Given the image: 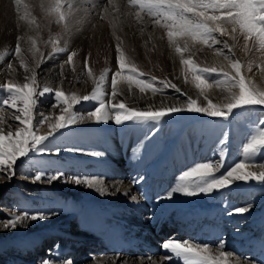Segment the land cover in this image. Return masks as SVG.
Masks as SVG:
<instances>
[{"label": "rangeland", "instance_id": "1", "mask_svg": "<svg viewBox=\"0 0 264 264\" xmlns=\"http://www.w3.org/2000/svg\"><path fill=\"white\" fill-rule=\"evenodd\" d=\"M216 35L221 41L229 39L233 43L230 44L234 45L231 53H229L227 49H223V51L226 55H230L233 59H239L243 63L244 67L242 71L246 77L249 78V74L252 71L259 73L257 65L264 67V54L256 52L255 49L257 46L253 41L248 42V49H251L248 51L245 49L244 38L239 34V32L236 34L237 39L235 41L227 36H219V34ZM202 47L214 54L212 49L204 45H202ZM214 47L222 48V44L214 45ZM198 51L199 50H194L192 56L187 52L182 54L185 59L189 57L192 59L195 58L193 60L194 63L200 67L210 66L212 63L204 61L201 56L202 54L198 53ZM58 56L59 57H57L56 61H51L45 64L43 68L46 69L55 62L60 64L63 58H66L64 53H59ZM249 64L252 65L251 72L248 71ZM37 69L39 70L40 66ZM69 69L71 70V67H69ZM115 71H118L117 65H115V68L108 73L109 81L111 74ZM139 71L143 73L145 72L144 70ZM229 71L231 70L229 69ZM179 72L180 83L177 87L181 89V93L184 92L183 90H185L186 87L200 93L199 89L195 87L193 75L187 70V67L185 66L182 68L180 64ZM151 73H157L156 77H158V79H162V75H160L157 70H152ZM152 74L145 73L139 78L151 80ZM218 78L222 79V77H217L216 74H211L208 76V81L209 83H212ZM152 83L158 89L160 88V86H157V83L159 82H157L156 79L155 81H152ZM74 84L75 86H79L80 82H73V85ZM2 85H0V95H6V93H3L2 91ZM133 86L136 89H139L135 86V84H133ZM257 86L264 87V78L261 77ZM213 87L215 89L221 88L216 86ZM207 90L208 88L205 92ZM158 94L174 97L178 96L186 100L184 93L181 95L171 88L162 89V94ZM54 103L55 101L51 98V96L46 95L45 97H41L35 116L48 114L51 110H55L57 113L60 112L59 107H52ZM95 106H97L96 101H90L89 104L86 101H81L80 104L73 106V111L78 115H82V113L93 110ZM2 112H4L6 117L9 119L10 125L15 128L18 123L11 119V116L16 114L15 110L5 106ZM262 120H264V112H262L260 106H246L234 109L233 114L227 119L212 118L201 113L182 111L166 115L159 122L137 124L127 121L121 125L115 124L113 126L114 129L111 133V137L105 130L98 126H90L86 129H82L81 131L72 130L69 126L60 130L45 141V144L42 146L44 148L43 151L31 152L28 157L21 158V160L17 161V167L15 169L16 174L11 178V180L7 179L6 173L0 172V264H42V261L44 260H48L49 264H56L61 261L71 262V264H91L93 258L100 256L101 254L112 257L114 254L104 249L105 246L110 247L111 237L108 236L107 239L96 237V235L102 236L104 233H96L92 228L96 221H100V210H103V208L100 204H96L92 200H85L82 198V192L88 187L84 184H76L75 179L95 177L106 183L109 181H120L121 185L128 184L132 188V194L134 193L142 196L139 190H143V187L139 185L144 182L146 178H148L146 181L150 183L147 185H151V187L155 189L162 188L166 182V173H173L172 175L175 177H173L171 181H174L177 177L179 179V177L187 171V169L180 171L177 166L176 168L172 167L174 170L170 171L171 164L177 165L182 163L184 159H196L199 155L188 158L187 156L192 153L191 151H193V153L196 151V154L197 151L198 153H203L206 148L205 144H201L199 147H185V149H176L177 146H175L176 150L171 148L172 152L170 153V160H172V163L167 160L159 164L158 180H156L157 174L154 175L153 170L156 169L157 163L164 158L163 156L165 153L160 155V160L157 161L156 158L154 164L150 167L151 171L149 173V170H146V167L150 162H153L154 156H152L151 151L148 150L142 158V166L140 164L138 168H122V175L117 177V173H115L117 170L115 171V168H109V166L102 165V163L97 162L96 159L90 160L86 156H82L86 152L80 145L86 144L87 141L83 139L85 136L91 137L95 135L94 137H96V141L99 143V146L96 145L97 150L101 153V155L105 157H117V160L119 156L116 153L118 152L115 151V153L112 154L106 151L109 150V147L115 146V143L117 144V141H119L122 137L129 138V144L133 142V144H130L131 149L134 152H136L135 150L137 149L136 153L138 154H142V150H144L145 147H149L150 149L152 143H157L159 140H161L160 143L162 141L164 142V149H166L169 143L174 140L173 136L181 139L185 138L188 145L191 144L190 140H196L200 143H205V140L206 144H212L215 145V147L213 154H209L208 159H206V161H202V163L218 166V171L215 172V175L219 176L226 174L227 171L235 166V164L244 160L242 155L243 145L247 142V139L255 131V129L261 126L259 122ZM130 127L133 129L131 128L129 130ZM152 127H154L159 133L152 131ZM76 135H81L82 140L76 139ZM158 135L163 136L159 137ZM142 144L145 145V147H142ZM202 146L205 148L202 149ZM72 149H78V151H72ZM127 150L129 151V148ZM183 155L185 156L183 157ZM177 156H180L179 160L182 159V162L178 161L177 163L175 161L178 158ZM139 159L140 158H132L131 161L138 160L137 162L139 163ZM249 163L264 164V154H258L256 157L251 159ZM193 164L197 165L198 163ZM39 173H43L44 176L40 181H36L35 176ZM53 174H58L59 179L49 182L47 177ZM155 181L157 183L153 185V182ZM147 182H144L145 185ZM168 187L169 185H167L166 189H168ZM146 189L151 188L147 187L145 190ZM160 192H162V190ZM185 198L188 200L189 204L186 207L199 209L200 211H208L210 210L209 208L212 209L211 205L221 203L208 200L207 194H199L191 197L185 196ZM219 198L223 199L225 204L221 211L222 221H220L219 224L223 222L222 227L225 229L231 230L233 228L232 232H241V234H239V239L242 241L255 238V240L260 241V245H263L264 247V223H257L255 225L250 224L255 220L264 219V183L248 181L241 183L235 188L231 186L223 191ZM248 206L253 210L259 209L260 212L244 217H238L235 219L238 220L236 221L237 223L235 225H231L232 220L235 221L234 218H230L234 209L238 207L248 208ZM108 209L110 210L108 213L113 211V207H109ZM25 211L30 214H45L46 220L54 216L61 218L58 233H52L50 237L40 239L38 244H36L32 240L35 232L40 228V223H30L31 220H26L23 222V225L18 224L15 229H5L3 227L4 220L9 219L14 215H23ZM223 211L226 213H223ZM177 214V211H170L165 217V223L162 224V226L166 225L165 227L167 229L169 228L168 230H170V236L175 238L174 241H189L191 243L201 245L207 244L210 248H218V246L223 243L221 242L213 246L210 242H200L199 240L203 238L194 235L189 237L185 231L181 230V225L175 224L170 226L169 224L176 219ZM141 215L143 216V214ZM104 219L103 225L112 231V235L115 234L117 236H121L123 229L137 234L138 229L136 228L137 225H135L137 222L132 220L131 217H128L126 222H119L112 216H107ZM213 220V225L218 224L216 219ZM209 222L210 221L208 219L202 220L201 227L208 225L207 223ZM207 230L208 227L205 231L208 232ZM146 236L148 235L142 236V239ZM206 236H208V234ZM159 240L162 243L165 242L163 241V238ZM159 240L153 241L150 245L154 247ZM212 242H215V240ZM107 244H109V246ZM96 249H99L97 250V254L93 253ZM140 249L144 250V248ZM154 249L155 250L150 254L151 257L164 258L165 256H170V254L160 251L158 247ZM225 250L231 252L233 258L240 260L242 263L246 262L258 264L257 262L255 263V261L252 262V252L250 251H245L246 253H243V257L235 254V245L225 247ZM126 252L127 250L122 253ZM124 255L131 259L133 264H136L138 258H144L147 256H144L139 251ZM173 259L174 258L166 261V264H180Z\"/></svg>", "mask_w": 264, "mask_h": 264}, {"label": "snow or ice", "instance_id": "2", "mask_svg": "<svg viewBox=\"0 0 264 264\" xmlns=\"http://www.w3.org/2000/svg\"><path fill=\"white\" fill-rule=\"evenodd\" d=\"M15 4L20 19L24 20L29 29L36 34L27 35L25 39L28 45L27 49L22 48L20 43L22 38L17 37L14 54L19 61L20 68L26 73L24 82L18 84L8 81L2 85V91L6 95H0V112L5 106L14 109L16 114L12 115L11 119L18 121L14 132L9 130L5 133L4 129L0 128V172L6 173L8 180H11L16 174L15 169L18 160L28 157L31 152L43 151L42 146L49 137L71 124L87 120L96 123H107L111 120L116 125H121L127 121L143 124L159 122L166 115L182 111L227 119L233 114L234 109L246 106H260L264 112V87H258L253 79L243 74V63L238 59H233L230 55H226L223 51V49H227L231 53L234 45H230L227 41H221L216 35L227 36L235 41L237 39L236 34L239 32L244 38L246 50H251L248 49V42L253 41L257 46L256 52L264 54V0H127L128 7L135 9L130 15H134L138 24L143 23V17L147 16L154 27L165 30L169 47L181 55L180 64L182 68L186 66L187 70L192 73L193 82L195 87L199 89L201 96L205 95L207 88L213 86L221 87L226 92L224 100L220 103H213L209 100L207 104H199L197 99L188 97L180 104H161L159 108L149 106L143 110L130 108L122 101L114 102L115 98L121 94L118 84L126 82L129 90L135 84L141 93L151 92L153 96L158 93L162 94V89H158L152 83L155 81V77H152L151 80L139 78L144 73L131 63L119 44L116 47L118 71L111 74L110 78L111 99H104L106 93L103 87L108 79L109 70L105 69L99 77H96L88 66L87 58H85L84 67L94 84L90 95L68 94L61 88L54 89L47 84L41 87L36 72V68L40 66L44 58V54L38 47L40 26L36 24L35 18L28 11L27 4H22V0H15ZM107 4L111 8L119 10L114 0H107ZM94 6L99 7V0ZM40 7L50 23L54 21L56 24H64L65 31H67L69 18L74 11V0H42ZM85 7L88 6L85 5ZM107 14H109V8H104L100 18L105 19ZM33 26L35 27L33 28ZM113 26L115 27L114 21ZM179 39L184 40L183 46L179 43ZM189 41L192 46L199 44L212 49L214 55L222 58L226 63L214 61L210 66L200 67L194 63L191 57L185 59L182 53L189 51ZM48 43L52 46L53 54L67 51L66 47H60L59 36L50 38ZM218 44H222L223 47L215 48L214 45ZM25 53L31 55L36 68L28 65ZM6 54L0 55V58ZM75 56H77V52H70L67 61H65L66 64L73 66V70H75L73 59ZM7 68L15 71L12 63H8ZM257 68L261 77L264 78V67L257 65ZM61 69H63V65H61ZM248 71H252L251 64L248 65ZM211 74H216L222 79L218 78L209 83L208 76ZM160 84L163 89L171 88L183 95L181 89L168 79L160 81ZM46 95L51 96L55 101L52 107H59L60 110V114L55 116L54 121L49 116H43L39 120L35 119L40 98ZM93 100L97 102V106L93 110H89L86 116L77 115L73 111V106L80 104L81 101ZM45 122H48V133L40 135L38 134V126ZM0 123H3L2 116H0ZM259 123L261 126L255 129L243 145L244 160L235 164L226 174L219 176L215 175L218 166L208 163L197 164L179 177V183L173 191L191 197L219 191L235 181L264 183V164L249 163L258 154H264V120ZM72 151H78V149H72ZM88 155L99 156L100 153L90 152ZM43 176V173H39L35 176V180L40 181ZM47 178L51 182L59 179V175L53 174ZM75 183L95 187L101 195L105 194L106 191L102 182L95 177L76 178ZM167 198L171 199L172 194L170 193ZM132 199L135 200L136 197L133 196ZM247 211L248 208L246 207L234 209V212L239 214ZM45 219V214H30L25 211L23 215H14L4 220L3 227L15 229L18 224L23 225L26 220L42 221ZM162 248L171 254L165 256V260H171L175 257L183 264H241L240 260L233 258L231 252L225 250L223 243L213 250L207 244L169 240L162 244ZM42 264H49V261L44 260ZM110 264H116V262L110 260ZM152 264L155 262L153 261Z\"/></svg>", "mask_w": 264, "mask_h": 264}, {"label": "bare ground", "instance_id": "3", "mask_svg": "<svg viewBox=\"0 0 264 264\" xmlns=\"http://www.w3.org/2000/svg\"><path fill=\"white\" fill-rule=\"evenodd\" d=\"M41 3L42 0H22V4L28 5V11L31 16L35 18L36 24L40 26L38 31V47L44 54L43 61L40 63V69L38 70L36 68L30 54L25 53V55L28 65L36 68L37 80L41 87L47 84L54 89L61 88L68 94L74 93L78 96L90 95L94 84L88 77L87 70L84 67L85 58L88 59V66L93 74L96 77H99L105 69H108L110 72L115 68L117 44H119L126 57L138 68V70H144V74H152V70H157V72L162 75V79H158V77H156L157 73H153L154 75L152 74V77H155L156 81L159 82L157 83V86H160L159 89H163L160 81L164 79H168L176 85L180 83L179 66L181 55L177 54L173 48L169 47L165 30L159 27H154L147 16L143 17V23L138 24L136 22L134 15H130V13H133L135 9H130L128 7L127 0H114V3L119 9L118 11L111 8L107 4V0H99V7L94 6L97 4V0H74V11L72 16L69 18L67 31H65L64 24H56L54 21L50 23L49 20L46 19L45 13L40 7ZM85 5L88 7H85ZM104 8H109V14L106 15L105 19H101L100 14L103 12ZM21 11H23V9H21ZM113 21L115 22V27L113 26ZM34 27L35 26H33V28ZM31 34L36 33L29 29L24 20L20 19V14L17 13L15 0H0V55L7 53L6 55H3V58H0V85L7 83L8 81L18 84H22L24 82V76L26 73L22 68H20L19 61L15 58L14 49L17 43V37L22 38L20 40L21 46L22 48L27 49L28 45L25 42V39L27 35ZM56 36H59L60 38V47L67 48L66 52H62L65 54L66 58H63L60 64L55 62L53 65L44 69L43 67L45 64L51 61H56L57 57H59V53L53 54L52 46L48 43L50 38ZM223 41L233 44L229 39H225ZM179 43L183 46L184 40L179 39ZM194 50H199L198 53L202 54V58L207 63H213L214 61L217 63H226L222 60V58L205 50L202 45L197 44L192 46L189 41V51L186 52L190 53L192 56ZM73 51L77 52V56L73 58L75 70H73V66L65 63V61H67L68 54ZM8 63L13 64L15 71H11L6 67ZM61 65H63V69H61ZM69 67H71V70ZM28 75H30V73H28ZM249 76L250 79H253L256 85L261 79L260 74L255 71H252ZM76 81L80 82L79 86H75V84L73 85V82ZM103 87L106 93L104 99H111V84L109 79L105 81ZM118 87L121 89V94L115 98L114 102L122 101L130 108H138L141 110L146 109L149 106L159 108L161 104H180L185 101L184 98L178 96L174 97L160 94L153 96L150 92L141 93L140 90L136 89L134 86H132L131 90H129L126 82H120ZM183 91L186 99L188 97L197 99L199 104H206L209 100L213 103H220L226 96V92H224L222 88L215 89L214 87L208 88L204 96H201L200 93L189 87H186ZM205 97H207V99H205ZM86 102L89 104L90 101ZM59 114L60 112L57 113L55 110H51L48 114L35 116V119L39 120L42 119L43 116H49L52 121H54L55 116ZM82 115L86 116L87 112L82 113ZM0 116L3 117V123H0V128H3L5 133L9 130L14 132L16 127L14 128V126L10 125L9 119L6 117L5 113L0 112ZM15 122L18 123V121ZM114 125V121L111 120L107 123H96L92 120H87L85 122L71 124L69 127L72 130L81 131L82 129H86L90 126H98L105 130L111 137ZM46 133H48V122L38 126V134L44 135ZM94 136H85L83 138L87 142L85 145H80L86 152L82 156H86L90 160L96 159L97 162L102 163V165H107L109 168H115V171L117 170V172H115L117 173V177L122 175L121 169L124 167L123 164L126 160H120L119 162L117 157H105L101 155V153L97 150L99 143H97V139ZM76 139L82 140V136L76 135ZM129 141V138L122 137L119 141H117V144L115 143V146L109 147L108 151L113 152L116 150L120 154H125L128 151V146L133 144V142L129 144ZM204 148L205 147L202 146V149ZM135 151L137 152V149ZM90 152L100 153V155H88ZM191 152L192 153H190L187 158L200 154L198 151L197 154L196 151H194V153L193 151ZM180 156H177L178 158L175 160L177 163L178 161L182 162V159L179 160ZM184 156L185 155H183V157ZM199 157L200 156H197V158ZM130 158L132 160L133 157L130 156ZM137 161L138 160H133L131 165L135 166ZM155 174L157 173L154 171V175ZM172 174L166 173V182L164 183V186L159 189H155L151 187V185H143L147 180L145 179V181L139 185H142L143 187V190H139L142 196L134 193L132 194V188L128 184L121 185L120 181H109L106 183L100 179L98 180L102 182L103 187L106 190L105 194L101 195L95 187H88L82 192V198L85 200H92L96 204H100L103 208V210H100V221L97 222L95 220L96 223H94L92 228L96 233H104L102 236L96 235V237H101L102 239H107L108 236L111 237L110 247L105 246L104 249L114 254L112 257L102 254L94 257L91 264H110V260H114L116 264H133L132 260L127 258L124 254L128 255L137 251L144 256H147L144 258H138L136 264H152L153 261L155 264H166V261L168 260H165L164 258H154L151 257L150 254L156 247H158L160 251L167 253V251L162 248L163 243L159 239L163 238V241L165 242L169 240L174 241L175 239L170 236V230H168L169 228L167 229L165 227L166 225L162 226V224L165 223L166 215L170 211H177L178 214L176 215V219L169 225H181V230L185 231L189 237H192V235L199 236L203 238L199 240L200 242H210L213 246L221 242H223L225 247L235 245V254L239 256H243L245 251L250 250L252 252V262L255 261V263L257 262L258 264H264V248L263 245H260L258 240L247 239L242 241L239 239V234H241V232H232V229L227 230L219 224V222L222 221L221 211L225 205L223 199L219 198L220 194L228 187L233 186L235 188L241 183H244V181H235L226 188L207 194L208 200L221 203L211 205L212 209L209 208L210 210L208 211H200L199 209L186 207L189 204L185 196L173 191L179 183V179L176 178L174 181H171L173 178ZM156 183V181L153 182V185ZM167 185H169L168 189H166ZM147 187H150L152 190H145ZM117 189H119V191H117ZM161 190L162 192H160ZM170 193L172 194V198L168 199L167 196ZM133 196L136 197L135 200L132 199ZM109 207H113V211L110 213H108V211H110L108 209ZM259 212V209L253 210L248 206L247 212L243 214L233 212L230 215V218H234L235 220L238 217H244ZM141 214H143V216ZM107 216L115 217V219L119 222H126L128 217H131L132 220L138 223L135 224L138 229L137 234L129 232V230L125 231L121 228L123 229L121 233L122 235L120 234L121 236H117L115 234L112 235V231L103 225L105 220L104 218ZM205 219H208L210 222L207 223L208 225L201 227L202 220ZM213 219H216L218 224L213 225ZM236 221L238 220H232L231 225H235L237 223ZM30 223H40V228L35 232L32 240L34 243L38 244L40 239L50 237L52 233H58L61 218L54 216L48 220L30 221ZM257 223H264V219L255 220L250 224L255 225ZM207 227L208 232L205 231ZM88 231L91 232L90 230ZM204 233L209 234V236H202ZM144 235L148 236L143 237L142 239V236ZM155 240H159V242L153 247L150 243ZM213 240H215V242H212ZM107 245L109 246V244ZM140 248H144V250ZM212 249L215 250L216 248ZM97 250L99 249L94 250L93 253L97 254ZM126 250V253H122ZM173 258L176 262L183 264L182 261H179L175 257ZM56 264H69V262L61 261ZM241 264L245 263L241 262Z\"/></svg>", "mask_w": 264, "mask_h": 264}]
</instances>
